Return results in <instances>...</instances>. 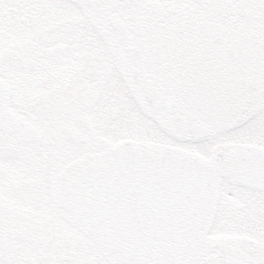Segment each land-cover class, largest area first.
Listing matches in <instances>:
<instances>
[{
	"label": "snow or ice",
	"instance_id": "snow-or-ice-1",
	"mask_svg": "<svg viewBox=\"0 0 264 264\" xmlns=\"http://www.w3.org/2000/svg\"><path fill=\"white\" fill-rule=\"evenodd\" d=\"M0 264H264V0H0Z\"/></svg>",
	"mask_w": 264,
	"mask_h": 264
}]
</instances>
